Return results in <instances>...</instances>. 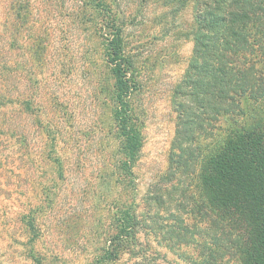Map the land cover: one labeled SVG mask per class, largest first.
<instances>
[{"label": "trees", "instance_id": "obj_1", "mask_svg": "<svg viewBox=\"0 0 264 264\" xmlns=\"http://www.w3.org/2000/svg\"><path fill=\"white\" fill-rule=\"evenodd\" d=\"M41 2L0 0V264H198L183 249L189 245L204 264L226 254L264 264V120L240 125L222 145L213 139L221 119L245 116L243 98L264 99V0H178L175 11L193 12L192 49L171 93L165 183L142 195L135 168L144 145L143 85L125 17L111 0H76L72 15L101 41L107 115L98 174L116 192L105 196L101 245L73 261L42 239L50 236L45 222L59 182L80 167L74 150L95 136L63 110L68 36L57 39L55 25H63ZM89 62L83 76H97L96 60ZM203 136L211 140L206 152Z\"/></svg>", "mask_w": 264, "mask_h": 264}, {"label": "rangeland", "instance_id": "obj_2", "mask_svg": "<svg viewBox=\"0 0 264 264\" xmlns=\"http://www.w3.org/2000/svg\"><path fill=\"white\" fill-rule=\"evenodd\" d=\"M33 1L36 3L38 0ZM75 2L44 0L40 5L38 3L39 8L45 5L49 17L55 15V22L62 23L63 30L60 25H55L56 32L60 33L57 39L68 36L65 67L72 71L63 78L68 91L67 95L61 94L63 110L72 118L75 128L80 126L78 129L81 131L90 126L92 128L88 131L95 136L93 144L85 142L81 144L80 150H74L76 159L81 160L80 167L72 171V174H67V181L59 182L58 193L54 196L45 222L46 225L52 222V227L46 230L50 236L44 237L42 242L47 244L49 250L58 251L66 260L72 261L81 260L101 245L103 233L109 227V198L116 192L115 186H105L98 174L102 166L103 123L107 115L104 96L98 85L106 71L101 41L93 35L89 25L80 24L81 18L72 15L74 10L79 13L77 6L74 7ZM111 3L125 17L126 34L137 54V77L143 85L137 101L145 122L144 145L135 168L138 195H142L157 183H165L160 182V178L167 170L174 134V113L170 98L173 86L181 78L191 53L192 41L187 32L193 24V12L189 6L175 11L178 0H111ZM64 5L65 11L61 12ZM62 32L65 34L62 35ZM90 58L96 60L99 74L86 77L83 71L92 63L89 62ZM242 106L245 116L224 117L220 120L221 126L215 132L213 139L217 140L214 142L222 145L240 125H252L264 120V99L252 101L245 97ZM209 141L208 137H199L198 144L202 151L206 152L204 148ZM65 215H70L67 223L59 219ZM183 249L188 250L198 264L206 263V257L199 256L195 247L189 245ZM168 257L174 259L172 255ZM19 260L20 264H28ZM181 264L193 263L182 261ZM217 264L242 263L239 254H226L219 257Z\"/></svg>", "mask_w": 264, "mask_h": 264}]
</instances>
